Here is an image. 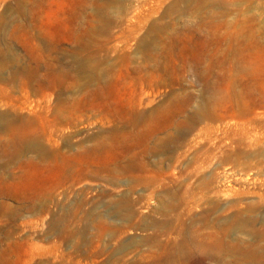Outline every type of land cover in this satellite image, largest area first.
<instances>
[{
  "label": "rangeland",
  "instance_id": "obj_1",
  "mask_svg": "<svg viewBox=\"0 0 264 264\" xmlns=\"http://www.w3.org/2000/svg\"><path fill=\"white\" fill-rule=\"evenodd\" d=\"M0 264H264V0H0Z\"/></svg>",
  "mask_w": 264,
  "mask_h": 264
}]
</instances>
